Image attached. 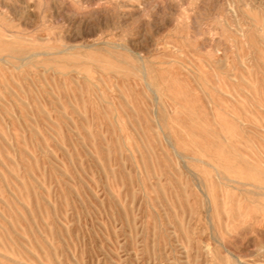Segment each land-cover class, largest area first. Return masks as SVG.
Masks as SVG:
<instances>
[{
    "label": "rangeland",
    "instance_id": "374dc122",
    "mask_svg": "<svg viewBox=\"0 0 264 264\" xmlns=\"http://www.w3.org/2000/svg\"><path fill=\"white\" fill-rule=\"evenodd\" d=\"M0 264H264V0H0Z\"/></svg>",
    "mask_w": 264,
    "mask_h": 264
},
{
    "label": "bare ground",
    "instance_id": "6f19581e",
    "mask_svg": "<svg viewBox=\"0 0 264 264\" xmlns=\"http://www.w3.org/2000/svg\"><path fill=\"white\" fill-rule=\"evenodd\" d=\"M13 47H15V46H13ZM16 50H17V49H16ZM16 50H15V51H16Z\"/></svg>",
    "mask_w": 264,
    "mask_h": 264
}]
</instances>
